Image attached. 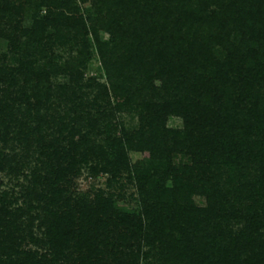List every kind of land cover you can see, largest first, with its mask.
Listing matches in <instances>:
<instances>
[{
  "label": "trees",
  "instance_id": "obj_1",
  "mask_svg": "<svg viewBox=\"0 0 264 264\" xmlns=\"http://www.w3.org/2000/svg\"><path fill=\"white\" fill-rule=\"evenodd\" d=\"M0 23V264H264V0H0Z\"/></svg>",
  "mask_w": 264,
  "mask_h": 264
},
{
  "label": "rangeland",
  "instance_id": "obj_2",
  "mask_svg": "<svg viewBox=\"0 0 264 264\" xmlns=\"http://www.w3.org/2000/svg\"><path fill=\"white\" fill-rule=\"evenodd\" d=\"M89 3H85L83 6L84 7H88ZM43 13V9L40 10ZM31 14H32V10H25L23 13H21L20 15H18L15 19H18L19 22V26L21 25L22 27H29L30 23H31ZM0 25L2 26V24L0 23ZM3 28H6V26H4ZM10 29V28H8ZM102 32V31H101ZM102 36L106 37L107 35L102 32ZM7 44L8 41L4 38L0 37V51H4L7 48ZM74 50L72 49V46L70 45H58L55 46L53 49V54H55L54 57V61L59 62H71L72 56H74ZM99 65V62L97 60H93L91 64H88L86 66V68H82L83 70V76H90V75H94V76H99V71L97 70V66ZM53 80L55 81H65L66 77L63 75L60 76H55L53 78ZM124 120L126 121L127 125H131V124H135V120L136 117L134 115L131 114H125L123 115ZM166 125L170 128H181L182 126V120L180 117L178 116H169L167 118L166 121ZM131 159L133 161H135L136 159H138L140 157V155L138 153L135 152H131ZM105 178L106 175H100L99 177H91L88 176V174L83 173L81 176H79L78 178H76L74 180V186L77 187V190H81V191H87L92 189L93 187H104L105 186ZM195 201L198 204H202L203 203V198L199 197V196H195ZM119 204H124L123 200H119L118 202Z\"/></svg>",
  "mask_w": 264,
  "mask_h": 264
}]
</instances>
